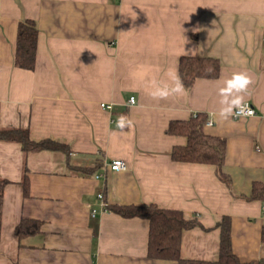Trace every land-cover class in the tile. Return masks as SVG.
<instances>
[{
  "label": "crops",
  "instance_id": "1",
  "mask_svg": "<svg viewBox=\"0 0 264 264\" xmlns=\"http://www.w3.org/2000/svg\"><path fill=\"white\" fill-rule=\"evenodd\" d=\"M26 20L39 31L33 71L14 64ZM183 56L218 59L219 77L154 98L156 88L175 86ZM236 73L252 78L242 95L256 115L223 120L220 90ZM199 113L212 122L205 131L227 142L228 184L214 165L172 158L187 138L169 134V124ZM0 127L70 149L67 158L0 141V178L10 182L0 264H177L150 259L149 222L102 212L100 193L107 205L197 218L203 228L183 232V259L218 261L225 216L240 261L264 259V201L248 199L264 182V0H0ZM116 159L125 171L107 169ZM25 219L42 229L20 240L15 230Z\"/></svg>",
  "mask_w": 264,
  "mask_h": 264
},
{
  "label": "trees",
  "instance_id": "2",
  "mask_svg": "<svg viewBox=\"0 0 264 264\" xmlns=\"http://www.w3.org/2000/svg\"><path fill=\"white\" fill-rule=\"evenodd\" d=\"M38 35L36 23L26 20L19 24L16 37L15 66L33 71L36 66ZM180 78L184 87L189 90L195 81L200 78L216 79L221 73V63L212 57L183 56L179 64ZM208 117L199 113L187 121H173L169 124L168 133L187 138L185 146H176L172 151V158L178 162L211 164L216 166L218 176L225 183L230 182L229 176L224 172L227 142L208 134ZM0 141L16 142L22 145L26 153H38L43 151L61 152L70 155V149L66 144L52 139L34 141L30 137L28 129L1 128ZM74 170L85 173L92 172L72 165ZM10 182L0 178V237L2 232L3 198L6 186ZM23 188L26 196L29 195V179L24 176ZM249 200L264 201V182L253 184ZM108 211L115 212L125 218H143L149 222L148 257L153 260L172 261L177 264H264V259L257 262L243 263L233 251L231 235V219L223 217L217 223L220 230L219 258L216 262L188 260L181 256V242L183 232L195 227H202L197 218H186L182 211L165 210L155 205H107ZM42 222L36 219L22 220L16 227V235L23 237L33 236L41 232ZM264 242V228L262 230Z\"/></svg>",
  "mask_w": 264,
  "mask_h": 264
},
{
  "label": "clouds",
  "instance_id": "3",
  "mask_svg": "<svg viewBox=\"0 0 264 264\" xmlns=\"http://www.w3.org/2000/svg\"><path fill=\"white\" fill-rule=\"evenodd\" d=\"M174 80V87L171 89L167 86L156 88L152 93V96L156 99H167L171 94H183L184 85L178 74L174 77ZM252 82V78L246 73H236L226 82V86L220 90V95L222 97L220 103L222 107L219 116L221 119H229L234 112L239 115L246 114V108L243 103L244 96L242 94L247 92V89ZM209 123L211 124L212 122L210 121ZM119 126L121 128L124 127L123 124H120Z\"/></svg>",
  "mask_w": 264,
  "mask_h": 264
},
{
  "label": "built area",
  "instance_id": "4",
  "mask_svg": "<svg viewBox=\"0 0 264 264\" xmlns=\"http://www.w3.org/2000/svg\"><path fill=\"white\" fill-rule=\"evenodd\" d=\"M134 100H135L134 98H131V103H134ZM102 106L108 110L112 109L111 106H107L105 104H103ZM244 106L246 108V114L239 115V114H236L234 112L233 113L234 118L238 119V118L252 117V116L256 115V110L254 109V107L250 103H244ZM196 115L197 114H195L194 116H196ZM209 122L210 121L207 122V126H212V123L210 124ZM106 167H107V169H109L110 171H113V172L125 171L127 169V165H126L125 161L120 160V159L113 160L109 164H106ZM98 201H99V204L101 206V211L102 212H108L107 204L104 201V196L102 193L98 194ZM97 214H98V212L96 209L91 210V215L93 217H96Z\"/></svg>",
  "mask_w": 264,
  "mask_h": 264
}]
</instances>
